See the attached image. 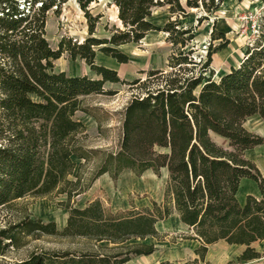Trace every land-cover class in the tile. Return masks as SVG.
Returning a JSON list of instances; mask_svg holds the SVG:
<instances>
[{
  "label": "trees",
  "instance_id": "1",
  "mask_svg": "<svg viewBox=\"0 0 264 264\" xmlns=\"http://www.w3.org/2000/svg\"><path fill=\"white\" fill-rule=\"evenodd\" d=\"M66 1L0 0V207L54 191L70 199L105 173L116 180L125 170L140 176L149 169L160 175L165 168L163 201L115 213L98 199L82 208L66 205L62 230L54 221L24 216L0 230L8 240L5 248L19 247L22 238L33 233L84 237L93 250L33 251L18 264H124L156 250L152 243L126 242L159 239L156 222L175 212L191 230L182 238L201 242L196 249L201 259L207 246L219 240L245 246L236 258L239 262L261 258L252 244L264 240V175L244 151L264 144V138L244 125L255 115L264 120V19L239 64L215 80L212 55L229 43L216 21L211 40L220 43L208 45L206 59L196 60L187 45L194 40L193 29L224 0H112L120 25L103 38L93 36L102 17L89 11L95 0H75L84 12L88 36L80 42L62 37L53 49L45 38L46 15L50 9L58 13ZM164 6L169 16L158 26L151 17ZM187 8L205 12L197 25L181 26ZM149 31L167 33L165 39L173 47L169 71L149 69L144 79L130 82L137 93L123 109L117 150L87 148L77 137L86 127L75 113L92 115L83 98L108 93L105 82H122L116 70L95 62L96 52L126 63L128 55L118 47L141 41ZM63 53L71 60L83 59L100 77L55 72L52 61ZM214 135L226 139L227 146ZM96 155L99 162L87 180L79 173L84 163L74 180L68 178L76 167L73 157L87 162ZM242 178L255 181L260 191L259 197L247 195L244 204L236 197Z\"/></svg>",
  "mask_w": 264,
  "mask_h": 264
},
{
  "label": "rangeland",
  "instance_id": "2",
  "mask_svg": "<svg viewBox=\"0 0 264 264\" xmlns=\"http://www.w3.org/2000/svg\"><path fill=\"white\" fill-rule=\"evenodd\" d=\"M184 2V1H183ZM27 5V3H25ZM25 5V6H26ZM213 14L208 19L203 20L197 25V18L205 15V12L199 9L187 8V16L180 17L181 26L197 25L193 29L195 33L194 40L187 45V48L194 49L193 56L196 60L200 58L206 59L208 45L213 46L220 43V39L211 40V29L213 22L216 21V29L224 32L225 37L229 39L228 45L212 55L210 66L213 69V79L218 80L221 74L226 73L233 66H237L243 58L247 45L259 35L260 30L253 28L252 18L258 19V24L261 25L264 19V3L259 0H224ZM24 2L19 3L22 8ZM1 7V5H0ZM89 11L92 15L101 14L97 23L95 37H108L114 25L119 26L117 19V9L112 4V0H95L89 5ZM168 7H159L153 11L151 20L158 26H162L168 19ZM55 9H50L46 15L45 21V38L51 48L56 49L62 37H71L72 41H83L88 36L87 21L84 12L79 8L75 0H67L61 5L58 13ZM1 14V9H0ZM244 15L248 16L245 20ZM258 17V18H257ZM171 43L166 41L163 35L153 31L150 35L137 43H127L120 45L118 49L128 55V62L114 65V68L107 66L109 56L103 53L96 52V63L106 66L117 71L122 82L112 83L105 82L103 88L109 91L104 94H90L83 98V103L90 110L91 114H86L82 111L75 113V118L80 120L86 127L85 131L78 134L77 137L82 145L87 148L102 149V150H117L121 139V122L123 109L133 94L137 90L131 88L130 82L135 78L144 79L146 71L149 69H164L169 71L167 61L172 52ZM112 58V57H111ZM53 70L55 72L64 71L67 75H87L90 77L97 76L83 59L76 58L71 60L67 53H63L58 59L52 61ZM208 75V73H207ZM123 81H125L123 83ZM244 127L250 132L261 135L264 138V123L258 116L247 118ZM216 142L223 146H227L228 141L218 136H213ZM259 157H264V148L255 150ZM250 153H244V156L250 159ZM99 157L96 155L87 162L80 158L73 157L76 162V167L69 179L74 180L78 165L84 163L79 173L82 178L87 180L94 172ZM251 160V159H250ZM252 161V160H251ZM260 172L264 175V166L260 160H257ZM254 162V161H253ZM255 163V162H254ZM256 164V163H255ZM257 166V164H256ZM168 172L162 168L160 175H156L152 170L144 171L140 176L132 171H123L116 180L105 176L99 179L100 188L95 189L92 194L91 190L73 195L70 199L66 193L54 191L47 196L28 195L16 200L8 206L0 207V230L10 227L13 222H16L24 216L29 218H38L46 223L54 221L56 228L62 230V224L68 216L66 205L73 207H84L88 202L96 199L100 200L103 208L106 211L115 213L127 210H141L143 207L152 208V202L157 204L163 201L164 188L167 180ZM96 180V179H95ZM93 183V182H92ZM93 198V199H92ZM89 199H91L89 201ZM66 223V222H65ZM65 225V224H64ZM169 229H174L172 220L167 222ZM161 237H147L144 240L131 239L126 243L143 242L161 245L159 242L165 240L167 243L175 241L177 235L168 234V232H159ZM169 235V236H168ZM8 240L0 236V250H3V255H0V264H18L33 251L41 250H93L94 246L91 241L84 237H64L61 235H49L33 233L23 237L19 247H6L5 243ZM225 256L231 253L230 247L223 242H218L213 245L216 249H221ZM252 246L259 250L263 256L251 261H237V256L241 252H236L232 257L233 264H264V241L255 242ZM156 247V246H155ZM234 248L241 249L243 247L236 246ZM161 252L163 248H156ZM167 263V262H164ZM173 264V263H167ZM186 264V263H184Z\"/></svg>",
  "mask_w": 264,
  "mask_h": 264
},
{
  "label": "crops",
  "instance_id": "3",
  "mask_svg": "<svg viewBox=\"0 0 264 264\" xmlns=\"http://www.w3.org/2000/svg\"><path fill=\"white\" fill-rule=\"evenodd\" d=\"M152 32L153 31H149L143 39H145L147 35H150ZM155 32L159 33V35H163L165 38L167 36L166 32H163V31H155ZM107 59L109 63L112 64V65H107V66L114 68V65L117 64V61L111 57ZM95 61H96V57H95ZM87 67L88 69L90 68L88 65ZM260 120L264 123V120L262 118H260ZM260 148H264V144L257 145L253 148H250L244 151V153H247V152L250 153L249 158L257 164V167L259 170H260V167L258 166L257 160H260L262 165L264 166V157L261 158L259 157L260 155H258V153H254V152L255 150L260 149ZM105 176L109 177V175L105 173L93 181L91 186L88 188V190L89 189L91 190L92 194L94 193L95 189H98L101 186L99 183V179L100 178L103 179ZM247 195H253L255 197H259L260 191L255 181L249 178H242L240 180L239 188L236 193V197L240 204H244ZM94 199H96V197ZM90 200L91 199H89V201ZM169 220H172L174 229H169L167 227V222ZM65 222L62 224V226H65L64 225ZM155 227L158 232L166 231L168 232V234L174 233V235H177V238H175V241H172L171 243H167L165 240H163L159 242L161 245H154L156 246V248H159V247L163 248L161 252H159V250L156 249L153 253L149 255L134 256L124 264H154L157 262H167V263L169 262L173 264H184V263L186 264H227L228 262L232 261L231 256H235L234 254L236 252H242L243 249L245 248L244 245H237V244L230 245L222 240H219L207 246V252L205 253L204 257L201 259L199 255L196 253V249L201 245V242L197 239L182 238L183 235L191 233V230H189V227L186 224L180 221L177 213L174 212L167 219L157 221L155 224ZM218 242H223L225 245L230 247L231 253L225 256L224 251H223V246H220L222 247L221 249H216L215 247H213V245L217 244ZM236 246L243 247V248L239 250L237 248H234ZM253 260H256V259H253Z\"/></svg>",
  "mask_w": 264,
  "mask_h": 264
},
{
  "label": "built area",
  "instance_id": "4",
  "mask_svg": "<svg viewBox=\"0 0 264 264\" xmlns=\"http://www.w3.org/2000/svg\"><path fill=\"white\" fill-rule=\"evenodd\" d=\"M242 18H244L245 20H247L248 19V16L247 15H244ZM258 18V17H257ZM252 21H253V24H252V27L253 28H259V24H258V19L256 20H254L253 18H252ZM256 26V27H255ZM154 264H167V263H164V262H157V263H154Z\"/></svg>",
  "mask_w": 264,
  "mask_h": 264
}]
</instances>
